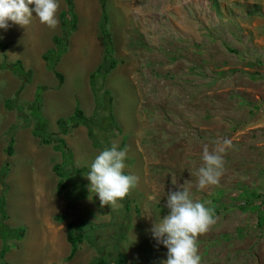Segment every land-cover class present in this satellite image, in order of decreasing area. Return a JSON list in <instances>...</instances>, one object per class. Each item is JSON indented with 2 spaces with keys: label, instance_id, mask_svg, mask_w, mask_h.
<instances>
[{
  "label": "rangeland",
  "instance_id": "rangeland-1",
  "mask_svg": "<svg viewBox=\"0 0 264 264\" xmlns=\"http://www.w3.org/2000/svg\"><path fill=\"white\" fill-rule=\"evenodd\" d=\"M64 5L59 0L57 19ZM74 5L77 27L56 66L64 75L59 87L41 58L61 33L59 21L51 29L33 13L27 27L9 21L7 30L0 28V41L8 44L0 62L20 59L32 70L18 94L26 115L36 86L46 87L41 114L47 133L57 132V118L69 116L76 102L87 116L94 109L88 76L103 56L101 8L99 0ZM105 10L118 64L96 84L110 90L121 131H93L103 146L127 150L124 172L139 178L126 196L129 209L123 200L101 208L89 193L87 173L68 175L65 190L81 183L86 196L67 209L52 169L60 153L32 134L30 115L6 156L4 135L23 118L4 100L14 98L21 80L0 69V166L9 162L0 193L5 188L6 223L26 228L22 239L10 242L5 264H88L117 253L126 256L125 264H160L167 249L148 230L168 214L172 182L214 209L216 222L197 240L201 264H264V0H106ZM63 137L74 166L88 172L102 150L92 146L84 126ZM224 138L232 144L223 153L219 182L198 190L192 173L202 164L203 147L211 150ZM68 222L86 223V238L70 260Z\"/></svg>",
  "mask_w": 264,
  "mask_h": 264
},
{
  "label": "trees",
  "instance_id": "trees-1",
  "mask_svg": "<svg viewBox=\"0 0 264 264\" xmlns=\"http://www.w3.org/2000/svg\"><path fill=\"white\" fill-rule=\"evenodd\" d=\"M65 8L60 11L58 18L60 23L61 33L60 35H54L52 37L53 46L48 48L41 58L44 61L45 69L50 71L57 80V86H61L64 81V75L62 72L56 69V66L61 56L67 51L68 38L71 32L76 30L77 27V14L75 12V5L73 0H64ZM106 0H99L101 14L99 19V32L103 42V56L101 62L95 67V69L89 74V84L94 96V109L91 115L87 116L83 109L76 102L73 112L63 118L59 117L56 120L57 132L47 133L46 120L41 114L42 106V94L46 87L43 85H37L35 88L34 96L31 103L28 105V115L24 112V107L18 102V94L23 89L24 85L31 81L32 70L26 68L20 59H16L11 63H7L5 60L0 62V69H9L14 75L18 76L21 80V84L15 93L14 98L5 99L4 106L8 109H16L17 115L23 118V123L20 125H11L5 133V139L7 142L5 148V154L7 157L12 156L15 143V132L20 127L29 125V115L35 119L32 126V134L40 139L43 144H52V148L60 153L61 162L53 165V171L58 177L56 184V193L64 194L67 200V209H71L74 206L76 200L82 199L86 196V192L83 189L81 183L74 185L76 188L71 190H65L67 186V178L70 174L76 178L81 173H87L85 168H77L73 162V152L67 145L65 138L70 129L78 126H84L86 133L94 148L101 150L108 148L103 146L97 139L93 131V126H97L99 130L104 132H110L112 130L121 131L116 118L112 110L113 97L108 88L102 87V83L105 77L117 66L118 61L114 56V47L110 32L107 28L108 14L105 10ZM8 44L0 41V51L3 52L7 48ZM100 80L101 85L97 86V81ZM99 91L101 93L99 94ZM99 113H104L98 121H95V117ZM69 167L66 171H63L64 167ZM9 170V162L5 160L0 166V183H4V179L7 176ZM127 174V173H125ZM5 188H2L0 193V264H5L4 256L12 247L11 241H17L24 237L26 228L24 226L10 227L6 223L7 213L5 210ZM124 208L127 211L129 209L126 197L123 199ZM57 221H63L64 215L55 216ZM85 222L74 223L68 222L66 224V240L70 244L69 254L66 256V260L73 258L78 250V246L86 238ZM114 262L116 264H125L126 256L122 253H117L113 258L98 257L93 259L88 264H109Z\"/></svg>",
  "mask_w": 264,
  "mask_h": 264
},
{
  "label": "clouds",
  "instance_id": "clouds-1",
  "mask_svg": "<svg viewBox=\"0 0 264 264\" xmlns=\"http://www.w3.org/2000/svg\"><path fill=\"white\" fill-rule=\"evenodd\" d=\"M32 5L34 7H30ZM58 8L59 0H0V28L7 30L9 21L27 27L35 13L42 24L55 29ZM214 143L217 147L211 150L204 145L202 164L192 173L197 177L198 190L219 182L225 163L223 153L232 144L228 138ZM126 154V149L112 143L110 148L100 151L90 165L85 176L90 182L88 190L99 197L101 208L118 206L117 201L123 200L138 183L137 176L124 172ZM172 183L176 190L167 193L168 214L159 222L152 220L148 231L157 244L167 249L166 259L160 264H201L197 240L216 222L214 209L194 200L184 184Z\"/></svg>",
  "mask_w": 264,
  "mask_h": 264
},
{
  "label": "crops",
  "instance_id": "crops-1",
  "mask_svg": "<svg viewBox=\"0 0 264 264\" xmlns=\"http://www.w3.org/2000/svg\"><path fill=\"white\" fill-rule=\"evenodd\" d=\"M73 1H74V0H73ZM64 3H65V2H64ZM64 8H65V5H64ZM64 8H63V9H64ZM63 9H61V10H63ZM61 10H60V11H61ZM60 11H59V13H60ZM59 13H58V15H59ZM58 21H59V18H58ZM59 26H60V23H59ZM43 62H44V61H43ZM44 67H45V65H44ZM54 234H56V235H57V233H56V232H55Z\"/></svg>",
  "mask_w": 264,
  "mask_h": 264
},
{
  "label": "bare ground",
  "instance_id": "bare-ground-1",
  "mask_svg": "<svg viewBox=\"0 0 264 264\" xmlns=\"http://www.w3.org/2000/svg\"><path fill=\"white\" fill-rule=\"evenodd\" d=\"M120 86V85H119ZM120 88V87H119Z\"/></svg>",
  "mask_w": 264,
  "mask_h": 264
}]
</instances>
